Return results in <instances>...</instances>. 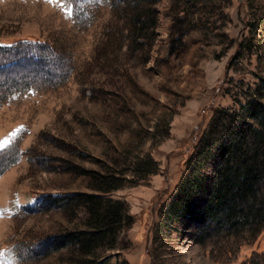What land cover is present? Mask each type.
<instances>
[{"label":"rangeland","instance_id":"rangeland-1","mask_svg":"<svg viewBox=\"0 0 264 264\" xmlns=\"http://www.w3.org/2000/svg\"><path fill=\"white\" fill-rule=\"evenodd\" d=\"M79 3L75 12L72 0H0V44L35 36L70 67L53 82L48 64L1 65L8 76L29 66L39 75L0 90V264L256 261L264 228L254 242L239 226L204 241L191 224L171 236L162 209L215 109L238 108L264 75V0ZM147 155L159 169L144 178L134 161ZM78 191L122 200L133 222L101 231L90 251L59 243L95 228L68 198Z\"/></svg>","mask_w":264,"mask_h":264},{"label":"trees","instance_id":"trees-1","mask_svg":"<svg viewBox=\"0 0 264 264\" xmlns=\"http://www.w3.org/2000/svg\"><path fill=\"white\" fill-rule=\"evenodd\" d=\"M72 3L76 12L80 8L79 0H72ZM20 57H26L30 66L35 61L48 64L49 72L57 79L53 82L63 79L70 69L65 57L49 41L29 36L15 43H1L0 90H4V85H8L6 89L24 88L39 75L30 66L15 76L2 73L1 65ZM247 94L244 100L238 101L236 109H215L209 129L188 156L187 169L162 209V223L168 226V235H180L183 226L191 224L195 228L193 237L198 241H204L205 234L211 230H224L229 234L236 226L250 228L253 242L259 238L264 228V75ZM144 158L147 159L136 158L134 171L145 178L157 172L159 165L149 155ZM96 173L97 170H92L96 180L105 179L106 175ZM143 181L139 179L140 183ZM107 190L109 193L110 189ZM68 198L81 201L95 228L68 232L62 235L59 243H64L63 238L67 237L83 250L90 251L101 231L114 230L120 220L127 225L133 222L127 205L106 196L105 191H78L68 194ZM255 252L257 262L250 260L247 264H264V248ZM86 263L92 264V259Z\"/></svg>","mask_w":264,"mask_h":264}]
</instances>
